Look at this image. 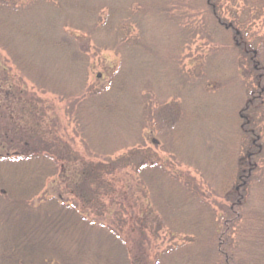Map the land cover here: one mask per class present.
Wrapping results in <instances>:
<instances>
[{
    "label": "rangeland",
    "instance_id": "1",
    "mask_svg": "<svg viewBox=\"0 0 264 264\" xmlns=\"http://www.w3.org/2000/svg\"><path fill=\"white\" fill-rule=\"evenodd\" d=\"M4 1L23 4V0ZM72 1L89 3V9L95 8L100 14L96 21L83 13L66 12L61 18L54 15L61 33L76 36L77 70L68 73L62 59L54 60L56 50L51 43L45 48L33 45L32 37L37 34L52 43L55 39L46 23L49 20L41 23L40 19L29 27V40L24 45L22 41L16 44L19 51L30 54L31 67L37 71L27 75L12 61L0 64V134L8 136L6 145L0 146L1 156L24 147L23 143L35 145L36 137L58 151L67 167L47 179V198H58L63 191L71 195L70 191H76L83 182L85 171L90 174L89 170L101 162L107 169L116 166L115 172L102 173L106 180L99 178L104 169L96 171V179L105 183V188L98 191L106 190L112 200H101L100 193L94 194L95 188L91 187L90 207L82 208L88 219L99 221L110 211L102 222L124 233L146 229L147 241L137 236L131 242L136 264H192L188 260L193 258L208 263L215 255L205 243L200 244L199 233L177 232L172 222L177 219L176 211L189 210L186 215L191 217L197 208L201 209L196 200L200 193L209 196L208 207L204 208L214 212L215 219L220 216L217 207L234 210L239 222H244L242 216L264 211V177L259 179L264 169V93L257 103L246 105L252 92L260 89L253 59L261 48L264 50V11L253 15L242 8L239 0H212L223 23L233 28L229 32L211 21L204 0ZM110 5L117 6L114 11L120 13H113L107 29L98 32ZM0 51L6 60L7 54ZM58 57L63 55L58 53ZM119 69L127 76V90L110 96L109 102L118 104L121 113L113 109L110 120L100 118L87 103L106 91ZM9 71L15 78L7 87ZM38 72L51 77L45 90L38 88L34 77ZM53 87L65 89V97L55 95ZM78 105L85 110L78 111ZM245 106L247 110H243ZM246 116L254 122L260 137L254 138V149L261 150L253 159L257 171L244 184L238 180L241 169L230 178L227 170L231 163L225 174L223 170L228 161L245 156L249 149V140L238 124V119ZM155 160L163 161L169 171L153 178L147 164ZM141 165H146L142 179L138 174ZM1 172V187H5L6 172ZM173 176L190 183V194L185 206L174 200L163 204L162 209L158 206L162 197L158 201L156 198V184L176 185ZM159 177L165 178L160 181ZM231 177L234 196L226 202ZM242 237L245 240L246 236ZM233 242L239 245L241 239ZM177 248L184 254L164 253L165 249L171 252Z\"/></svg>",
    "mask_w": 264,
    "mask_h": 264
},
{
    "label": "trees",
    "instance_id": "2",
    "mask_svg": "<svg viewBox=\"0 0 264 264\" xmlns=\"http://www.w3.org/2000/svg\"><path fill=\"white\" fill-rule=\"evenodd\" d=\"M204 2L211 21L216 23L218 27L223 28L224 31H233V28L230 25H225L218 16L212 0H204ZM239 2L242 8L250 14L254 15L255 11H257L256 13L264 11V0H239ZM89 6V3L83 4L72 0H60L57 2L55 0H23V4L20 6L15 3L7 4L4 0H0V49L7 54V56H4L6 60H3L0 53V64L5 61H12L17 69L27 75L31 74L29 72L37 71L31 67L30 54L19 51L16 44L17 41H22L21 44L24 45L29 40V27L40 19L41 23L49 20L46 23L48 29L50 27L52 34H54L55 39L52 43L49 42V39L48 41L44 40L41 34H37L32 37L33 45L45 48L51 43L56 50L53 57L54 60L62 59L61 64L64 69L68 73L74 72L77 70L76 60L78 58L76 36L61 33V27L58 24L59 20H56L54 15L58 14V18H61L62 14L66 12L83 13L89 15L92 21H96L100 14L95 8L90 10ZM109 7V11L104 17V25L98 26V32L102 33L104 32L103 30L107 29V24L113 13L117 14V11L120 13V10L114 11L117 6L110 5ZM86 9L90 11L86 12ZM223 24L225 27H223ZM66 52L71 57H67ZM32 53L36 59L39 58L37 51L34 50ZM58 53L63 55V57H58ZM257 55L253 62H255L254 71L258 74V79L256 78V80L260 85V89L256 93L252 92V98L246 103L247 106L257 103L260 100L259 95L264 93V50L261 48ZM2 68L6 69L5 66ZM6 75L7 87H9L12 85L15 75H11V73H6ZM55 75L57 76V74ZM34 77L39 86L38 88L42 90H45L46 83L51 81V77L49 78L43 72L37 75L34 74ZM109 83L103 94L99 92L97 99L92 100L90 104L87 103L91 107L90 109H96L95 112L100 118L107 120H110V115L113 116V109L121 113V107L115 103L111 104L109 97L113 94L118 95L121 92H126L127 76L124 71L119 69V71L114 73ZM66 92L65 89L61 90V87L57 89L53 87V93L57 96L62 97L64 95L63 97H65ZM1 94L2 92H0ZM96 97L97 95L93 98ZM247 106L243 110H247ZM78 108V111L85 110L82 105H78ZM240 118L238 119L239 129L246 136V140H249L247 142L249 149L245 156L238 158L236 156L234 161H232L233 159L228 161L224 166L223 173L225 174L229 163H231V167H228L227 170L229 173L227 177L230 178V174L238 173V170L241 169L238 180L243 182L247 180L248 182L253 173L257 171V164L253 162V159L254 156L260 154L261 148L256 147L257 151H255L254 138L259 139L260 137L256 135L258 131L255 129L252 120L248 119L247 116ZM7 138V135L3 137L0 134V146L6 145ZM39 138L36 137L33 142L35 145L28 147V143H23L24 147L20 146L11 151L8 150L4 156L0 154V169L3 170V173H1L5 174L6 172L3 180L5 187H1L0 183V264H136L132 255L131 242L137 236H140L141 240L145 239L147 241V230L141 227L136 228L133 233H124L117 227H113L112 224L102 222L103 218L110 216V211H106L102 215L100 213L99 215L101 216L98 221L96 219H88L82 209H89L93 187L95 188L94 194L100 193L101 200L104 198L108 201L112 200V196H107L106 190L103 192L98 191V189L105 188V183L102 180L98 181L95 174L96 171L104 169L101 171L99 178L106 180L102 173L115 172L116 166L107 169L102 167L103 162H101L98 167H90L92 168L89 170L90 174L85 171L83 182L78 184L76 191H70L71 195H67L63 191L57 196L58 198H47L45 193L47 181L51 177H55L57 171L62 170L63 172L67 165L57 155L58 151L56 153L50 145L41 143ZM244 166H246V169ZM167 168L168 166L163 161L155 160L147 164V169H149L153 178L164 175L166 171H169ZM83 170H86V167ZM145 170L146 165H141L138 171L140 179H142V175L145 177V174H143ZM175 173L177 175V172ZM260 173L261 177L259 179H262L264 177V169ZM88 174L92 178H88ZM63 177L64 175L60 176L61 179ZM164 178L159 177L158 180L161 181ZM158 180H155V183ZM227 180L230 181V179ZM172 182H175L176 185L164 184L159 187L160 184H156V187H159H157L158 190L156 191L158 193L157 201L162 197L158 201L159 205H156L161 206L162 209L165 208L162 206L163 204L174 200L181 201L179 203L185 206V199L190 194V183L180 182L177 176L175 178L173 176ZM166 183L170 184L168 180ZM228 186L229 189L224 198L226 202L230 201L231 197L234 196L232 189L233 177H231V182ZM174 187L178 189L175 190ZM80 190H83L81 194L78 193ZM141 190L143 192L142 188ZM62 195H66L68 198ZM70 197L73 200L69 199ZM142 198L143 201L141 202L143 204L145 197L142 195ZM206 198H209V196L204 193H200L197 196V203L203 208H197L198 211L191 213V217L186 215L189 210L185 209L174 213V216L177 217L172 222L175 230L177 232L183 230L185 234L190 232L199 233L200 239H202L200 244L205 243L211 249L212 255H215L211 260L212 262L208 261L207 263L206 259L199 258V260H194L193 258L189 259L188 263L213 264L216 256H222L214 264H264V211L252 212L248 216H242L241 219L244 222H239L234 210H228L226 207H217L220 216L215 219L213 217L214 212L204 208L207 206ZM116 219L119 222L121 220L119 217ZM119 226L122 225L119 224ZM242 236H246L245 240H243ZM234 237L241 239L239 245L233 242L236 240ZM164 253L166 256L184 254L179 248L171 252L165 249ZM138 263L142 264L140 261ZM161 263L164 264L160 261L154 262V264Z\"/></svg>",
    "mask_w": 264,
    "mask_h": 264
}]
</instances>
